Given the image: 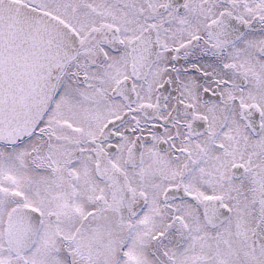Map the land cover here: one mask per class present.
Instances as JSON below:
<instances>
[{"label": "snow or ice", "instance_id": "6c2138e0", "mask_svg": "<svg viewBox=\"0 0 264 264\" xmlns=\"http://www.w3.org/2000/svg\"><path fill=\"white\" fill-rule=\"evenodd\" d=\"M0 264H264V0H0Z\"/></svg>", "mask_w": 264, "mask_h": 264}]
</instances>
